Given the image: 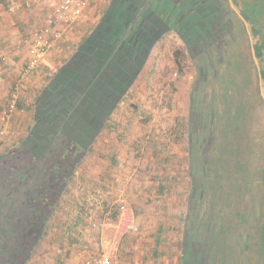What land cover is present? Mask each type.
<instances>
[{
	"label": "rangeland",
	"instance_id": "374dc122",
	"mask_svg": "<svg viewBox=\"0 0 264 264\" xmlns=\"http://www.w3.org/2000/svg\"><path fill=\"white\" fill-rule=\"evenodd\" d=\"M217 1L230 10L220 12L223 24L211 23L199 3L193 7L198 16H209L203 25L213 46L224 41H218L227 23L223 17L236 23L228 31L233 36H224L235 52L219 59L224 76L218 87H207L202 106L197 98L191 101L197 72L186 45L175 30H161L140 72L116 95L112 112L101 122L107 130L96 148L71 163L48 234L58 232V245L63 234L64 251H72L78 264L104 251L113 264H182L191 230L210 246L205 264H264V65L261 71L255 59L258 48L264 53V0L239 5L246 13L256 3L250 15H239L236 0ZM112 2L107 0L105 11ZM184 9L182 15L195 12ZM240 65L252 68V79L240 75ZM201 132L204 142L196 140ZM19 153L29 168L38 170L46 162L31 159L28 151ZM13 181L8 186L16 194L22 186ZM67 230L79 236L77 243ZM43 242L32 249L31 259L42 253ZM48 246L53 253L58 247L56 241Z\"/></svg>",
	"mask_w": 264,
	"mask_h": 264
},
{
	"label": "trees",
	"instance_id": "16d2710c",
	"mask_svg": "<svg viewBox=\"0 0 264 264\" xmlns=\"http://www.w3.org/2000/svg\"><path fill=\"white\" fill-rule=\"evenodd\" d=\"M237 1L244 2L247 0ZM1 2L5 5L7 4V0H1ZM197 3L201 5L200 9L205 15L212 17L210 18L213 19L211 23L221 21L220 12L222 10L224 11L223 15L230 14L227 4L225 3V6L217 0H115L112 14L109 15L113 19L101 26L98 39L104 45L112 43L119 46V55L123 57L125 67L120 70L122 76H118L119 74L112 76V81L109 80L108 83H105L104 80L100 82L101 78L98 81L96 80V92L105 83L104 86L107 85L114 93H123V90L129 88L131 84V77L140 72L155 41L161 38L162 34H159L161 33L160 31L169 32L173 29L186 45L187 53L194 64L197 74L199 76L202 75L199 78L200 80L198 79L194 85L192 99L193 104H195V99L197 98L199 105L202 106L208 94L206 88L208 82L203 81H206L205 78L208 77V81H211L212 84L217 83L216 87H218L220 77H223L225 73V65L222 67L219 59L224 60L223 58L226 55L235 52L233 46L227 47L231 40L226 42L224 36L227 34L228 37L233 36L228 31L233 30V26L236 23L234 24L231 20L232 23L230 24L229 18L224 16L223 20L227 23L224 24L226 26L223 27L224 31L219 36L218 41L224 39L222 43L225 44L221 43V46H213L208 41L209 39L213 41L212 37H207L209 35L207 32L208 25H203L206 24L205 19H209V16H198L199 10L194 8L196 6L193 5ZM201 3H205L206 9ZM245 5L248 6L247 2ZM185 6H190L191 11L195 9V12H191L189 15H182L185 12ZM191 6L194 7L191 8ZM176 15L178 16L176 17ZM196 17L199 18L196 19ZM170 22H172V26H169ZM221 23L223 24L222 21ZM256 46L257 48L259 47L258 45ZM179 54L181 55V52ZM257 55L259 60L264 58V53L259 48ZM240 71L244 72L240 74L241 76L246 74V77L252 79V68L247 70L245 67H241ZM82 81L85 83L84 80ZM75 85L79 86V90L82 87L80 82ZM198 87H202V89L198 90ZM64 88L65 86H63ZM77 91V89L71 90L68 87L64 93L60 94V98L50 100L52 105L50 103L48 105L49 108L59 105L58 109H55L50 115L48 110L44 117H37L39 125L35 128L32 139L37 141L38 146L40 144L39 147L15 150V152L11 153V156L4 157L0 162V200H3L0 203V210L3 214V220L0 221V264H27L29 258L28 246L31 245L32 249H34L39 241L42 240L45 231H47L48 228H46L45 223L49 221L50 217H53L57 198L60 197V193L63 190L61 186L63 187L68 181L71 168L74 167L71 163L78 164L83 156L88 154V129L90 125L98 126L107 117V113H103L105 110L103 109L104 105H100L102 113L97 112L95 116H88V102H91V105L93 103L100 104L102 99H96L94 102L93 99H85L79 95L80 98L77 101ZM114 100V98L107 100L106 104L108 103L107 105L109 106L110 104L111 106ZM200 114L202 115V112ZM200 114H197L199 119ZM56 125L60 126L62 130L60 135L62 137H59L61 139L60 142L57 141L56 144L53 143L52 145L50 142L54 139L55 134L53 135L49 131L55 128ZM44 126H46L45 132L42 131ZM45 134L46 140L50 143L48 147L42 138ZM197 135L196 140L198 141L200 133H197ZM21 150L23 152L28 151L31 159H37L39 162L46 160L42 166L43 168L34 169L35 167L31 165L29 160L31 168L23 165L22 162L24 160L19 153ZM18 159L21 162H18ZM31 174L34 175L33 178ZM11 180H14V183L17 181V184L21 186L27 184L26 188L22 190V195L11 194L13 191L8 186L11 185ZM2 183L4 185H1ZM196 189L198 191V185ZM201 198H203V195H201ZM14 200H17V202L15 201L16 207L13 213L14 217H12L11 212L13 209L11 208L14 206L12 205ZM11 218H13V221H11ZM191 233L192 235L195 234L193 230H191ZM261 233L263 237L262 245H264L263 226ZM202 243L210 248L206 241Z\"/></svg>",
	"mask_w": 264,
	"mask_h": 264
},
{
	"label": "crops",
	"instance_id": "0c3cea01",
	"mask_svg": "<svg viewBox=\"0 0 264 264\" xmlns=\"http://www.w3.org/2000/svg\"><path fill=\"white\" fill-rule=\"evenodd\" d=\"M26 1L7 0L5 5L0 0V130L5 131V137L0 142V162L4 157L11 156V153L15 152V150H26L27 147L35 148L40 146V144L38 146L37 141L32 139L35 128L39 125L37 117H44L48 110L50 115L55 109H58L59 105L49 108L50 100L60 98V94L64 93L68 87L71 90H78L77 101L80 98L79 95L85 99H93L94 102L96 99H102L100 104L93 103L91 105L92 103L88 102V116H95L97 112L102 113L100 105L105 106L103 113L112 112L113 103L108 106L106 101L115 99L116 95L119 96V94L114 93L107 85H104L109 80L112 81V76H117L118 74V76H122L120 70L125 67L124 59L119 55V46L112 43L104 45L98 39L101 26L113 19L109 15L112 14L115 0L112 2L111 9L108 7L106 11L107 0H91L82 17L73 26L66 29L62 38L55 43L53 49L39 65L31 73L25 75V68L32 58L35 31L42 27L47 15L53 12L63 0H45L42 4L31 8L24 7ZM250 1L247 0L248 5ZM240 4L245 6L246 1H237L239 15L253 14L256 3H254L255 6L251 5L250 10L248 8L246 13L241 11ZM10 5L19 7V10L15 13L9 12L8 6ZM100 78V82L104 80L105 83L96 92V80L98 81ZM78 82L82 83L80 90L78 89L79 86L75 85ZM63 86H65L64 89ZM14 97L16 98L15 111L9 117L7 123H3L2 120L6 110ZM32 116L33 118H31ZM45 130L46 126H44L42 131L45 132ZM106 130V126L101 124L98 126L90 125L88 132L91 136H89L88 148H96V143L100 139L99 136ZM60 131H62L61 128L56 125L49 132L53 135L55 134L54 139L56 140L59 138ZM45 136L46 134L42 138L48 147L51 142L49 143ZM43 144L41 145L43 146ZM1 185L4 184L2 183ZM25 186L23 184L20 189L17 188L15 195H22V190L25 189ZM62 196L63 190L60 193V197ZM15 201L17 202V200H14L12 203L14 206L11 208L13 209L11 212L12 217H14L13 213L16 207ZM1 202L3 200H0ZM61 204L57 201L54 210L60 207ZM2 217L3 214L0 210V221L3 220ZM11 221H13V218H11ZM130 221L131 223L133 222V216H131ZM81 222V219L78 218L77 224ZM58 224L61 227L59 229H63L60 223H55L54 228L58 229ZM45 226L48 229L45 231L44 236L42 234V240H44L40 246L42 253L36 257V261L35 257L31 259L32 246L29 245L27 264H78L73 258L74 254L72 251H64V235H59L58 245V232L48 234L50 226H52L49 225V221L45 223ZM66 233L73 243L78 242V235H72L71 231L69 232L68 230ZM55 241L58 247L54 249L55 252L53 253L48 245ZM62 252H65V254H62Z\"/></svg>",
	"mask_w": 264,
	"mask_h": 264
},
{
	"label": "built area",
	"instance_id": "2783aa9c",
	"mask_svg": "<svg viewBox=\"0 0 264 264\" xmlns=\"http://www.w3.org/2000/svg\"><path fill=\"white\" fill-rule=\"evenodd\" d=\"M91 0H63L53 12L49 13L42 27L33 35L32 58L25 68L24 74L31 73L44 57L53 49L55 43L62 38L67 28L76 23L84 14ZM44 0H27L24 7L31 8L42 4ZM19 7L8 6L9 12H17ZM16 108V98L10 103L3 118L7 123ZM5 137V131L0 130V142ZM85 264H113L111 255L104 251L102 254L89 259Z\"/></svg>",
	"mask_w": 264,
	"mask_h": 264
},
{
	"label": "flooded vegetation",
	"instance_id": "af4514ba",
	"mask_svg": "<svg viewBox=\"0 0 264 264\" xmlns=\"http://www.w3.org/2000/svg\"><path fill=\"white\" fill-rule=\"evenodd\" d=\"M243 21H244V24L250 23L247 19H246V22H245V19H243ZM256 23L259 24V25L261 24V22H258V21ZM255 59H257V57ZM262 65H264V59L263 58L258 60V68L261 69V71L263 70ZM201 76L202 75L199 76L197 74V80ZM205 80L206 81H203V82H208L206 84V88H207L212 82L208 81L209 80L208 77L205 78ZM193 92L191 94V101H192L193 95H194ZM207 126H208L207 123H206V125H202L201 124L202 131H204ZM206 133H207V130H206ZM200 139H201L202 142H204L206 140L205 132L204 133H202V132L200 133ZM195 234H197V233H195ZM195 234L192 235L191 232H189V233L187 232L186 233L185 244H184L185 248H184L183 254H182V259H183L182 264H205V262H206V255L208 254V247L204 246L202 242L198 241L199 237H196L197 235H195Z\"/></svg>",
	"mask_w": 264,
	"mask_h": 264
}]
</instances>
